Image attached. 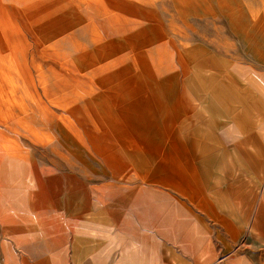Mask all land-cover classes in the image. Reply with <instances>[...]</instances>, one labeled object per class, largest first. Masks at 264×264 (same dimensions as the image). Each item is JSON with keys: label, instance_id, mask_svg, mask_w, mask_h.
I'll return each instance as SVG.
<instances>
[{"label": "rangeland", "instance_id": "obj_1", "mask_svg": "<svg viewBox=\"0 0 264 264\" xmlns=\"http://www.w3.org/2000/svg\"><path fill=\"white\" fill-rule=\"evenodd\" d=\"M91 8L102 13L88 19ZM80 14L85 29L73 22ZM232 91L264 105V0H0V161L32 151L53 207L82 182L105 188L101 212L89 215L96 225H81L96 236L95 264H164L166 250L179 264H264V135L212 123L194 96ZM201 127L215 128L199 151L206 166L186 138ZM225 155L251 169L252 183L234 199L225 191L222 210L195 174ZM155 183L159 195L147 189ZM129 186L136 232L118 200ZM110 205L118 229L105 227Z\"/></svg>", "mask_w": 264, "mask_h": 264}, {"label": "crops", "instance_id": "obj_2", "mask_svg": "<svg viewBox=\"0 0 264 264\" xmlns=\"http://www.w3.org/2000/svg\"><path fill=\"white\" fill-rule=\"evenodd\" d=\"M26 3L25 1L23 5ZM46 3L49 2L46 1ZM121 3L123 2L119 1L117 6H123ZM51 5L55 6V3ZM88 12L102 13L98 8H91ZM90 18L91 15L88 13V19ZM111 20H109L110 24L108 23L110 29L116 31L117 36L121 38L123 33L120 28H117V25L119 27L118 23L121 24L120 19H116V22H110ZM73 22L74 24L84 23L82 26L85 25V20L81 14ZM87 23L90 26L95 24L91 21ZM203 93H196L194 95L195 100L197 97L199 113L209 117L212 123L216 122L215 124L219 125V121H223V125L226 127H230L232 124L237 133L247 134L248 137L253 135L251 133L255 129L264 135V105L258 99L260 97L253 96V99H249L242 96L244 97V101H242L237 92L233 91L228 96L211 94L212 96L207 97ZM205 94L208 92L205 91ZM218 101L223 104L222 115L220 112L214 111V107L219 104ZM214 130L215 128L212 127H201L186 136L189 142L198 141L197 153L203 166H206V160H204L206 154L200 152L206 151L209 143L213 142L211 135H213ZM225 136L230 139L236 138V136L229 134ZM215 139L218 142L217 137ZM184 150L189 152V146L184 145ZM32 154V151L26 150L7 151L2 156L3 160L0 161V264H95L96 236L85 233L84 230H81V225H86L85 223L96 225V218L89 215L96 211L101 212L100 208L103 205L100 203L105 188H97L95 185L82 182L83 185H78L77 188L65 190L62 193L60 208L53 207V205H49L47 173L32 171ZM214 170L203 168L200 172L196 171L195 176L202 190L206 189L207 186L212 187L214 192L211 193V197L217 202L219 208L224 210L225 191H231V194H227V196L231 195L234 199V191L250 190L248 187L249 183H252L251 169L247 166L240 167L236 156L225 155L222 158H215ZM260 172L264 175L263 170ZM191 174H194V170ZM115 185H110V193H107L110 194V197H113L112 189H120V184ZM128 188L129 191L125 193L118 191L119 194L118 192L116 194H118L120 199H117L120 202L125 201L127 203V213L131 217L128 221L130 223L127 227L128 230L136 232L138 225L141 224V219L137 215L139 198L135 186ZM154 188L159 195L158 183H155V186L151 188L147 187L148 190ZM80 189H82V193ZM114 207L116 205H110L104 210V213L111 215L110 226L106 225V228L118 229L119 227L118 220H113V215L118 213L116 209H113ZM118 211L120 212V210ZM155 213L157 215L155 220L154 209H152L150 216L152 221L156 222L158 230V210ZM81 215H87V217L80 219ZM143 219L145 218L143 217ZM223 221L224 219L221 220V227ZM218 236L217 234L216 238ZM190 245L197 246L192 241ZM203 246L200 251V258L209 252V242ZM136 247V244H133L132 250L134 251ZM165 254L164 264H179V259L174 257L170 250H166ZM63 255L66 256L61 257Z\"/></svg>", "mask_w": 264, "mask_h": 264}]
</instances>
